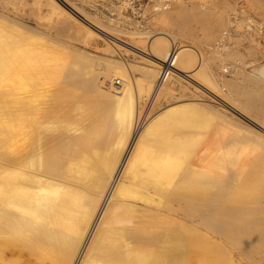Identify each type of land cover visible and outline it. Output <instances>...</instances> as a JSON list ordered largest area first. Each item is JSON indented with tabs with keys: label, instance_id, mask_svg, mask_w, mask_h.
I'll return each mask as SVG.
<instances>
[{
	"label": "bare ground",
	"instance_id": "bare-ground-1",
	"mask_svg": "<svg viewBox=\"0 0 264 264\" xmlns=\"http://www.w3.org/2000/svg\"><path fill=\"white\" fill-rule=\"evenodd\" d=\"M45 1L53 15L69 14L57 16L58 26L75 24L89 37L126 33L131 42H125L148 57L136 67L95 59L82 47L70 57L55 39L35 42L41 34L35 27L25 23L15 31L0 19V264H20L23 251L34 257L31 264H264V133L255 129H264V94L251 87L264 89V63L224 64L226 16L237 7L227 0H166L176 8L166 13L158 1L160 22L174 19L197 36L200 25L204 40L229 26L204 56L172 32L114 28L75 0ZM245 2L249 9L234 24L248 27V48L264 55L254 38L264 31V18L249 13L264 12V0ZM130 5L121 0L119 14ZM175 47V69L160 80ZM197 51L201 60L223 62L221 72L226 67L236 80L204 65L194 72ZM246 65L255 69L246 74ZM136 68L144 80L134 76ZM182 77L226 95L229 104L177 95L185 89ZM16 93L20 106L10 109ZM166 95L172 96L167 104L136 120L141 102ZM237 108H250L255 128L229 116L226 109ZM225 134L228 141L220 138Z\"/></svg>",
	"mask_w": 264,
	"mask_h": 264
},
{
	"label": "rangeland",
	"instance_id": "rangeland-1",
	"mask_svg": "<svg viewBox=\"0 0 264 264\" xmlns=\"http://www.w3.org/2000/svg\"><path fill=\"white\" fill-rule=\"evenodd\" d=\"M44 1L45 0H5V1L1 2V0H0V12H2L0 15V17H1L0 19L2 21H3V19H5V21H7V23L10 25V26H8L9 29H11V30L18 29L15 31L24 30L23 25L25 23L35 27L39 31V33H41L40 35H39V33H35L36 36L39 35V36H37L36 39H34L35 42L44 41V40H47L48 38H52L53 40L55 39L54 42H56V43L58 42L57 43L58 45L65 46L67 48V49L65 48L66 50L63 52V54L67 53L66 51L68 50V53L70 52V54H71V55L69 54L70 57L72 56V54L75 55V53H76V51L74 50L75 48H81L82 47L81 49H83L89 53L91 52L90 54H94V57H96V55H98L99 57L97 56L98 58H95L98 60L102 59L101 56L102 57L103 56L108 57V58L112 57V59H115L117 61H120V60L124 61L128 65L135 66V67H136V65L142 66L146 63L147 59H145L142 56H145V57H148V56H146L145 53L143 54V52H141L137 48H133L132 46L128 45V43H126V42H131L128 34L122 33V32L121 33L120 32H118V33L114 32L115 36H112V35L108 36V35L104 34V35H96L93 37H91L92 36L91 35L89 37V34H86L87 32L85 31L84 28H77L75 26V24H73V26H71L68 29L63 28L62 26H60L61 23H60V21L58 22L57 19L59 17V20L60 19L62 20L66 17H69V14L67 12H62V15H60L61 14V12H60V14H59L60 16L58 15V13H54V15H53V13L50 11V5L47 3V1H45V2ZM75 1H76L77 5H79L81 7L84 5L83 7L86 9V11H88L90 14L95 15L103 23H105L107 25L109 24V26L111 25V26H114V28H122L124 30H140L142 28V31L145 29H148V30L150 29L152 31L156 30L157 32H162V33H166V32L171 33L172 32V34L175 35V41H180L181 38L188 40L187 41L188 43L194 44L200 51L203 52V54L205 53L204 56L205 55L207 56V55L211 54V52H213V50H212V48H214L213 43L216 42V39L220 38V35H222V33L226 32V29H228V27H229L227 25H229L228 23L230 22V24H231L230 25L231 26V28H230V40H229L230 41L229 42L230 54H228L226 56V58L224 60V64L227 65L228 63H230L228 65H233V64L238 63V65H239L241 63H247V62H251V61L252 62L254 61L256 63H260V62L264 63V55H262V53L260 52L261 49L256 50L255 52H251L250 49L248 48L249 45L251 44L249 39H248L249 35H246V33H245V29H248V27L242 26L239 23H238V25L234 24V21H235L234 19H236V22H237L241 17H245V14L243 15V12L241 11V9L242 10L244 8L249 9L245 0H227L229 5H231V6L235 5L237 8H235L234 10L233 9L229 10V12H228L229 16H226V20H227L226 24L227 25L225 24L224 26L219 28V30L217 29L215 31L216 33L212 37H210L209 40H204L207 38L206 33H205V31L200 29L201 28L200 25H197V24L194 25L197 27V31H198L197 32L198 36H197L195 33L193 35L187 31L181 29L178 26V22L174 19H172V21L170 19V21H166L164 23L160 22L158 20L160 11L157 9L158 4H159V2H158L159 0H131L132 5L127 7L128 9L125 8L124 9L125 11L123 10L122 14H119V9H120L119 3L121 4V0H108V1H106V0H75ZM164 1H166V0H163V1L160 0V3H164ZM44 3H46L47 5H45ZM67 8L70 12H73V14L80 17L71 8H69V7H67ZM163 8H164V12H166V13L174 11L176 9L171 3L168 4V2L163 4ZM100 9H101V11H100ZM116 9H118V10H116ZM198 9H199V7H196L195 10H198ZM235 11H238L237 17L234 15ZM262 11H263V9L254 7L253 10H249V13L256 20L263 21L264 12H262ZM125 12H126V14H125ZM3 13H5V14H3ZM48 14L49 15L51 14V15L49 16ZM51 16H53V17H51ZM80 18L83 19L82 17H80ZM2 21H0V22H2ZM123 21H125V22H123ZM132 21H134V22H132ZM57 23L60 25L58 26ZM6 26H4V27L6 28ZM11 26L12 27L14 26L16 28H11ZM237 26H238V28H237ZM19 27H20V29H19ZM72 29L74 31H71ZM58 31H60V33ZM61 31H62V33H61ZM156 31H153V33ZM250 31H252V30H250ZM44 32H47V33H44ZM64 32H66V33H64ZM48 33L51 34V37L49 36ZM103 36H104V38H103ZM76 37H77V39H76ZM88 37L91 39H89ZM105 37H106V39H105ZM39 38H41L42 40ZM254 38L260 42L261 47H264V31H262V28L259 30V33L254 35ZM58 40H60V41H58ZM106 40H108L109 42ZM213 40L215 42L211 43ZM114 41H115V43H114ZM217 41H219V40H217ZM65 42L68 43L69 45L65 44ZM116 42L122 44L123 46L122 45L118 46V47L115 46V45H117ZM109 45H110V47H108ZM69 46H70V48H73V49L68 48ZM105 46H107V47L105 48ZM90 50H92V51H90ZM110 52H113V53H110ZM207 53H209V54H207ZM59 54H61V53H59ZM201 58H203V57L200 55V52L197 51L196 55H195V60L193 61V65H192V68H195L194 72L199 67H203V65H204V67L205 66L210 67V69L213 70L216 74H218V76L221 75L223 78L228 79V80H230V79L234 80V78L236 80V76L233 75V73L231 71L230 72L228 70L226 71V69H227L226 67H225V71L221 72L223 62L221 63V65H219L220 62L218 61V59L207 60L206 58H204V60H201ZM195 65H197V66H195ZM252 68H253L252 66H247V65L245 67L242 66V70L246 74H250L253 71ZM253 69H255V68H253ZM133 74L136 78H141L143 80H144V78H146L145 73L143 71L140 72V69H137V68L133 70ZM183 78L184 77L181 78V82H182L185 89H179L178 88L177 90L180 92L178 93V91H177V95H181V93H185V94L191 95V97H197V98L199 97L200 99H204L205 101L211 100L210 102L212 104H214L215 106L220 107V108H226V107H224L225 106L224 103L229 104L227 101L230 102V100H228L229 98L226 95L218 92L217 90H216L217 94H215L216 92L210 93V92L206 91L205 89H202V88L200 89L199 88L200 86L197 85L195 80H193V79L189 80L190 78H188V77L187 78L185 77L186 79H183ZM111 82L112 81H110L109 84H114L113 82L112 83ZM135 83L136 82H134V84ZM192 83H194V84H192ZM225 84L226 83H224L226 91H228L230 89V87L228 85H225ZM251 87L254 90V92L259 93V94H264L263 88H259L255 85H252V84H251ZM152 91H153V83H152V87L150 88V91L148 94H151ZM18 97H19V94H17V93L15 95H12L9 97L8 108H10V109L14 108L16 110L19 108L20 103L18 104V101H19ZM223 97H226L225 100ZM16 98H18V100H16ZM171 98H172V96H170V95H166L163 97L160 96L156 100V103L155 102L152 103V101L149 98L146 101H144V99H141V101H144V102H141L139 105L141 107V111L138 109L135 112L136 120H138V119L142 118V116H144V114L146 112L145 109L148 112V113H146L148 116L150 113H152L150 110L155 111V110L159 109L160 106L167 104L169 102V100H171ZM241 100H245V98H241ZM13 101H15V102H13ZM222 101L224 103H222ZM226 110L229 113V116L235 118L238 122H242L243 124H248V125L252 126L253 128L256 127V125L253 126L254 124L251 123L247 119L249 117L247 115H249L250 108L245 109V111L243 110V112L241 110H239V108H237L236 111H238L239 113L232 111V110L230 111V109L229 110L226 109ZM257 128H258V131H260L261 133L262 132L264 133L263 128H259L257 126L255 129H257ZM228 134H230V133H228ZM228 134H225V135L220 137L221 139H222V137H223V139H225L222 141H228V139H229ZM221 139H218V141L219 140L221 141ZM126 141H131V140L129 138ZM230 247H232V246H230ZM231 250H233V247ZM24 252H26V251H23V254L20 258H23V259H21L23 261L25 258L26 262L20 261L21 263L20 262L19 263L20 264H23V263L31 264L33 262L31 260H34V257L33 256L30 257V255H28V258H31V260H29L26 257L27 252H26V255H24Z\"/></svg>",
	"mask_w": 264,
	"mask_h": 264
},
{
	"label": "built area",
	"instance_id": "built-area-1",
	"mask_svg": "<svg viewBox=\"0 0 264 264\" xmlns=\"http://www.w3.org/2000/svg\"><path fill=\"white\" fill-rule=\"evenodd\" d=\"M225 33V32H224ZM178 58V50L173 48L168 52L165 61L162 64L161 72H160V80H166L172 74V71L175 69L176 61Z\"/></svg>",
	"mask_w": 264,
	"mask_h": 264
}]
</instances>
